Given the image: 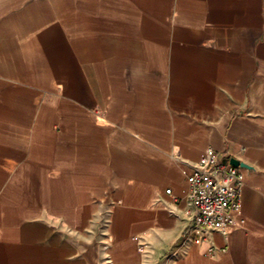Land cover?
I'll use <instances>...</instances> for the list:
<instances>
[{
  "label": "crops",
  "instance_id": "0c3cea01",
  "mask_svg": "<svg viewBox=\"0 0 264 264\" xmlns=\"http://www.w3.org/2000/svg\"><path fill=\"white\" fill-rule=\"evenodd\" d=\"M209 147L242 207L198 235ZM0 264H264V0H0Z\"/></svg>",
  "mask_w": 264,
  "mask_h": 264
},
{
  "label": "built area",
  "instance_id": "2783aa9c",
  "mask_svg": "<svg viewBox=\"0 0 264 264\" xmlns=\"http://www.w3.org/2000/svg\"><path fill=\"white\" fill-rule=\"evenodd\" d=\"M188 196L193 207V229H217L226 231L234 224V213L241 212L244 174L215 149L209 147L187 177ZM172 189H167L171 193ZM192 228L187 229L190 231ZM138 250H142L141 247ZM217 247L211 245L208 253L215 254ZM226 251V249H222Z\"/></svg>",
  "mask_w": 264,
  "mask_h": 264
},
{
  "label": "water",
  "instance_id": "95a60500",
  "mask_svg": "<svg viewBox=\"0 0 264 264\" xmlns=\"http://www.w3.org/2000/svg\"><path fill=\"white\" fill-rule=\"evenodd\" d=\"M230 163H231L232 165H234V166H237V167L245 166L244 163H243L242 161H240V160H238L237 158H234V157H232V158L230 159Z\"/></svg>",
  "mask_w": 264,
  "mask_h": 264
}]
</instances>
